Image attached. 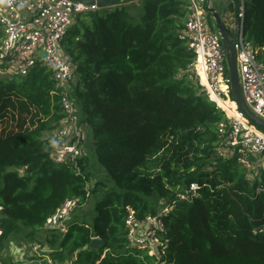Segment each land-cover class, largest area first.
Returning <instances> with one entry per match:
<instances>
[{"label": "trees", "instance_id": "trees-1", "mask_svg": "<svg viewBox=\"0 0 264 264\" xmlns=\"http://www.w3.org/2000/svg\"><path fill=\"white\" fill-rule=\"evenodd\" d=\"M244 7V40L264 64V0ZM187 12V0H130L75 17L59 48L87 137L63 163L46 136L62 117L51 72L0 77V264H17L3 254L14 240L59 264H155L129 247L126 207L154 213L190 183L196 194L165 217L157 264H264V163L249 171L220 152L225 113L188 69ZM68 198L78 203L64 229L44 227Z\"/></svg>", "mask_w": 264, "mask_h": 264}, {"label": "built area", "instance_id": "built-area-1", "mask_svg": "<svg viewBox=\"0 0 264 264\" xmlns=\"http://www.w3.org/2000/svg\"><path fill=\"white\" fill-rule=\"evenodd\" d=\"M210 1L187 0L184 35L188 48L195 54L188 69L197 77L208 99L225 113V120L217 127L224 144L219 147L220 152L236 155L237 161L246 169L262 166L264 128L251 124L236 104L233 113L229 114L216 101L218 98L234 102L219 34L206 21ZM244 1L236 0L227 31L235 35L236 65L244 100L254 115L264 120V64L257 59L256 50L244 40ZM96 8L74 0H0V77L6 74L24 76L39 63L51 72L54 80L62 117L46 136L56 163L80 156L84 138L69 95L74 82L73 70L62 56L59 42L78 14ZM197 189L196 183H190L189 193L178 192L156 212L143 216H138L127 206L124 226L129 247L150 255L155 264L160 263L161 251L167 242L165 217L178 200H189ZM77 203V198L64 200L46 218L44 227L64 229L65 221ZM2 211L0 205V235ZM30 251H33L31 256L21 260L20 264H59L45 257L49 256L45 247L33 244Z\"/></svg>", "mask_w": 264, "mask_h": 264}, {"label": "water", "instance_id": "water-1", "mask_svg": "<svg viewBox=\"0 0 264 264\" xmlns=\"http://www.w3.org/2000/svg\"><path fill=\"white\" fill-rule=\"evenodd\" d=\"M74 1L81 2L89 6L99 7L103 5L122 3L124 1H130V0H74ZM231 1L235 3L236 6V0H231ZM208 12L209 14H211V17L213 18L214 28L219 34L222 48L225 53L226 68L230 78L231 97L234 100L238 110L243 113L245 118L251 124L260 128H264V120L255 116L254 113L249 109L241 91L238 72H237V65H236V52L234 49L235 35L226 30L222 16L214 8L208 7ZM101 244H102L101 240H99L98 238H92L89 247L93 249H97Z\"/></svg>", "mask_w": 264, "mask_h": 264}, {"label": "rangeland", "instance_id": "rangeland-1", "mask_svg": "<svg viewBox=\"0 0 264 264\" xmlns=\"http://www.w3.org/2000/svg\"><path fill=\"white\" fill-rule=\"evenodd\" d=\"M217 1L218 0H212L211 4L215 6ZM231 8H232V6H231V4H229L228 5V9L230 10ZM226 18H224L223 21H224L225 28L228 29V24H229L230 20L229 19L226 20ZM206 21H207L208 26L211 29H214V21H213V18L211 17V14H206ZM3 76L10 77L9 74L3 75ZM190 77H191V75H190ZM81 128H82V132L84 134V138L82 139L81 144H80L81 151H82V142L87 137V130L84 127H81ZM256 166L257 165H254V167H252L251 169L249 168L248 170L249 171L253 170L254 172H256L257 171L256 170ZM249 171H248V173H250ZM36 245L38 247H40L38 244H36ZM45 249L47 250L46 247H45ZM32 253H33V251H30V245H28L25 241H16V240H14V241H12L11 243L8 244L7 249L4 251L3 254H4V257L7 260V262H11L14 259L15 261H17L16 262L17 264H20L21 260L26 259L29 255L31 256ZM45 257L47 259L51 260L49 256L46 255Z\"/></svg>", "mask_w": 264, "mask_h": 264}, {"label": "crops", "instance_id": "crops-1", "mask_svg": "<svg viewBox=\"0 0 264 264\" xmlns=\"http://www.w3.org/2000/svg\"><path fill=\"white\" fill-rule=\"evenodd\" d=\"M211 1L208 4V6L214 8L222 16L223 20L226 17H227L226 20H228L231 15H234L236 6H235V3H233L232 1H230V0H218L216 2L215 6L211 4ZM229 4H231V6H232V8L230 10L228 9ZM223 23H224V21H223ZM226 30H229V26H228V29H226ZM11 262L16 263L17 261H15L13 259V261H11Z\"/></svg>", "mask_w": 264, "mask_h": 264}, {"label": "bare ground", "instance_id": "bare-ground-1", "mask_svg": "<svg viewBox=\"0 0 264 264\" xmlns=\"http://www.w3.org/2000/svg\"><path fill=\"white\" fill-rule=\"evenodd\" d=\"M200 75H202V73L200 72ZM202 79H203V75H202ZM218 105L220 107H223L224 109L227 110V112L230 114V113H233L234 111V108H235V103L230 101V100H222V99H216Z\"/></svg>", "mask_w": 264, "mask_h": 264}]
</instances>
